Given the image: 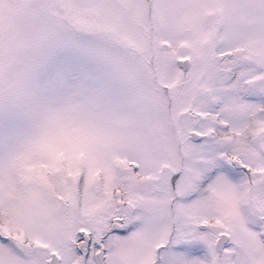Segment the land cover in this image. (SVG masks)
Returning a JSON list of instances; mask_svg holds the SVG:
<instances>
[{"label":"snow or ice","instance_id":"snow-or-ice-1","mask_svg":"<svg viewBox=\"0 0 264 264\" xmlns=\"http://www.w3.org/2000/svg\"><path fill=\"white\" fill-rule=\"evenodd\" d=\"M0 264H264V0H0Z\"/></svg>","mask_w":264,"mask_h":264}]
</instances>
